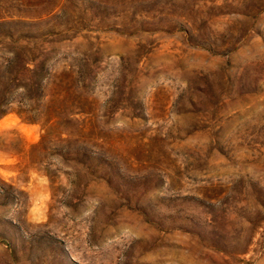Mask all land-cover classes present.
I'll return each mask as SVG.
<instances>
[{"label":"rangeland","instance_id":"rangeland-1","mask_svg":"<svg viewBox=\"0 0 264 264\" xmlns=\"http://www.w3.org/2000/svg\"><path fill=\"white\" fill-rule=\"evenodd\" d=\"M0 102V264H264V0H0Z\"/></svg>","mask_w":264,"mask_h":264},{"label":"trees","instance_id":"trees-1","mask_svg":"<svg viewBox=\"0 0 264 264\" xmlns=\"http://www.w3.org/2000/svg\"><path fill=\"white\" fill-rule=\"evenodd\" d=\"M27 66L28 65L26 63L22 69L26 72H30L31 74H34L33 76H34L35 80H32V82H31V84H29V86H22V90L24 92L23 95L25 96L26 102H35L37 104L38 101H41L44 98V91H45L44 80H43V78H41V76H39L38 73H35L36 71H34V69L32 70V69L28 68ZM10 104H11L10 102H6V104L1 105V102H0V119L2 117L6 116L7 114L14 111L11 108ZM33 111H35V109H32V111L25 114V115H27L26 120H28L30 122L34 121L29 116V115H31V113H33Z\"/></svg>","mask_w":264,"mask_h":264}]
</instances>
